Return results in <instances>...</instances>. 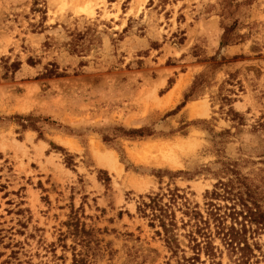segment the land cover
Masks as SVG:
<instances>
[{
    "label": "rangeland",
    "instance_id": "rangeland-1",
    "mask_svg": "<svg viewBox=\"0 0 264 264\" xmlns=\"http://www.w3.org/2000/svg\"><path fill=\"white\" fill-rule=\"evenodd\" d=\"M219 2L0 0V75L1 59L22 63L13 81L0 80V264H55L54 254L71 264V250L56 245L71 211L100 229L101 245L112 250L92 264H183L194 256L186 237L194 228L182 227L181 209L174 210L177 257L137 212L146 196L175 187L209 220L214 255L201 252L199 263L238 264L208 213L216 208L224 226L232 224V202L211 196L219 181L234 178L226 167L264 176V0L241 9L242 38L220 51L229 21ZM86 32L88 53L70 54L67 44ZM215 55L220 67L210 69ZM49 63L66 77L40 78ZM204 73L194 97L168 116ZM17 115L49 121L36 122L37 132L10 119ZM141 128L154 135H122ZM95 147L114 156L119 172L101 164ZM249 243L264 264V232Z\"/></svg>",
    "mask_w": 264,
    "mask_h": 264
},
{
    "label": "trees",
    "instance_id": "trees-1",
    "mask_svg": "<svg viewBox=\"0 0 264 264\" xmlns=\"http://www.w3.org/2000/svg\"><path fill=\"white\" fill-rule=\"evenodd\" d=\"M255 0H220L219 16L222 20L229 21V24L222 26V34L220 36L218 50H222L236 40H241V36L238 34V26L241 9L248 5H251ZM128 27L124 29L126 32ZM73 35V34H71ZM183 38L180 39V44L183 42ZM91 41L87 39V32L80 34L76 33L75 36L67 44V48L70 54L79 55L85 54L89 51V45ZM210 69H216L220 67V63H216V55L210 60ZM1 68L3 74L0 75V80L9 78L11 81L14 80L16 72L20 70L22 63L20 61L10 62L9 59H1ZM26 63L34 67L36 62L32 58H28ZM66 77L64 72H59L58 66L55 63H49L44 68V73L40 76L43 79L51 78H63ZM206 74L200 75L193 83L189 92L184 95V101L176 108V110L168 116L181 110L185 104L190 101L194 95L198 92L200 86L204 83ZM171 85V82H170ZM231 111V110H230ZM15 120L16 124L22 129H31L39 132L40 127L36 126V122L49 121L47 118L41 116L34 117L28 116H13L10 118ZM123 137L126 138H147L154 135V132L148 128L123 130ZM102 141L106 144L110 142L108 137H103ZM65 165L67 168H74L72 158H66ZM227 173H232L234 178L229 179L226 183L218 182L215 191L212 192L211 196L215 199L222 198L232 202L230 213L227 216L231 220L229 227L224 226L223 219L221 216L213 213V210L208 213L209 219L212 222L217 223L216 227L219 234L222 235L224 243L230 248L233 254L238 255V264H257V257L254 254V249L258 250L259 246L257 243L250 244L249 240L260 235L264 232V176L258 179H250L246 176L233 172L230 167L225 168ZM236 173V174H234ZM170 177L178 176L181 172L163 173ZM160 178V174H154ZM218 190H221L223 194H220ZM147 201L142 200L137 207V212L142 215L143 218L149 219V225L152 228H158L155 233L158 237L163 238L165 247L172 253L174 257L178 256V252H182L180 248V241L177 232V220L175 216V208L181 209L183 215L188 217L187 222L181 221L182 227L189 226L194 231H189L186 235L189 243L191 244L194 256L191 258L183 257V264H200L199 254L204 253L205 256L213 258V249L210 247L209 235L207 228L209 226V220H204L197 207H191L188 200L181 195L178 188L173 190L167 189V193L154 194L153 196H146ZM212 208V204H208ZM229 210V209H227ZM84 216H80L78 211H71L68 221L63 224L65 231H59L56 245L60 246L62 250H71V264H92V260L102 257L103 255L110 256L112 250H106V246H102V240L99 239L101 230L96 228L88 227L81 219ZM226 218V216H225ZM240 219V221H239ZM198 238L202 241H198ZM67 240L71 241V245L67 246ZM55 244H51V250H54ZM253 247V248H252ZM55 253V251H53ZM57 261L55 264H65L63 257H57L53 255ZM255 259L253 262L251 260ZM58 261H60L58 263ZM169 264V263H167ZM176 264H181L177 261Z\"/></svg>",
    "mask_w": 264,
    "mask_h": 264
},
{
    "label": "bare ground",
    "instance_id": "bare-ground-1",
    "mask_svg": "<svg viewBox=\"0 0 264 264\" xmlns=\"http://www.w3.org/2000/svg\"><path fill=\"white\" fill-rule=\"evenodd\" d=\"M82 9V8H81ZM82 11V10H81ZM167 97H170L171 98V96H167ZM168 101V100H167ZM169 101H171V100H169ZM68 144L71 146V147H74L73 146V144L71 143V142H68ZM146 146H144V148H145ZM147 148V147H146ZM93 149V148H92ZM94 152V154H95V156L97 157V159H99V161L101 162V164H103V165H106V166H109V167H111L112 169H114V170H116L117 172H119V170L120 169H118V167H117V162H116V160H115V158H114V156H112L109 152H106V151H103L100 147H95L94 148V150H93ZM133 154V153H132ZM142 154V153H141ZM139 157H142L141 155L139 156ZM140 159H142V158H140ZM144 159V158H143ZM141 162V161H140ZM143 162V161H142ZM111 168H109V169H111ZM146 183H148V181L146 182ZM146 183L144 184L143 183V186L144 187H146L147 185H146ZM139 187H140V184H139ZM141 187H142V184H141ZM143 187V188H144Z\"/></svg>",
    "mask_w": 264,
    "mask_h": 264
}]
</instances>
